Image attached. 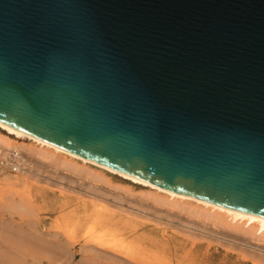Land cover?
<instances>
[{"label":"water","instance_id":"obj_1","mask_svg":"<svg viewBox=\"0 0 264 264\" xmlns=\"http://www.w3.org/2000/svg\"><path fill=\"white\" fill-rule=\"evenodd\" d=\"M0 126L264 220V0H0Z\"/></svg>","mask_w":264,"mask_h":264},{"label":"rangeland","instance_id":"obj_2","mask_svg":"<svg viewBox=\"0 0 264 264\" xmlns=\"http://www.w3.org/2000/svg\"><path fill=\"white\" fill-rule=\"evenodd\" d=\"M19 151L0 162V264H264V238L157 206L121 177L97 184Z\"/></svg>","mask_w":264,"mask_h":264},{"label":"bare ground","instance_id":"obj_3","mask_svg":"<svg viewBox=\"0 0 264 264\" xmlns=\"http://www.w3.org/2000/svg\"><path fill=\"white\" fill-rule=\"evenodd\" d=\"M0 128H2V131L3 130L6 131V135L14 136V139H21V140L23 139V140H27L32 143L30 147L23 146L24 148H20L19 146H17V144H15L16 142L14 144H10L11 141L9 138H7L6 136L0 135V162L3 164H6L7 166H9L11 162H13V161H8L7 158L9 154L13 152V154H16V156H20L21 151L19 150L22 149V151L24 153H27L28 156H30V158L36 159L40 161L41 163L46 162L47 164L52 165L54 168H60V170L74 174V176L85 177L89 179L90 181L95 182L97 184L100 182L104 183L105 177H106L105 173H109L111 175L118 176L127 181H130V183L132 184L140 185L141 187L150 189L153 192L152 193L153 195L150 193L149 197L152 195L151 199L157 206L167 207L168 209H171L173 211L176 210L178 212H183L182 215L186 214L185 216L188 215L189 217L199 219L202 222L204 221L205 223H208L215 227H219V228L223 227V228L230 229L233 232H241V234L243 233L245 235H251L254 237V239L264 238V220L241 215L235 212H231L228 210L218 208L216 206H213L207 203H203L197 200L185 198L182 196H178V195L160 190L153 186H150L142 182L136 181L134 179H131L127 176L121 175L119 173L101 168L92 163L85 162L78 158L64 154L47 145L41 144L32 139L16 134L2 126H0ZM17 159L18 158H15L13 160H14L15 165H17L18 168H20L19 169L20 179L21 178L25 179L26 178L25 176L28 175L26 173L28 172L26 171L27 167L20 164L17 161ZM91 168H95L99 171H94ZM20 179L18 178V180ZM8 180L10 182L11 180L15 181L17 179H15V177L14 178L9 177ZM14 181L13 183L21 182V181L19 182L17 181L14 182ZM13 183L11 184L14 185ZM151 199L149 200L151 201Z\"/></svg>","mask_w":264,"mask_h":264}]
</instances>
